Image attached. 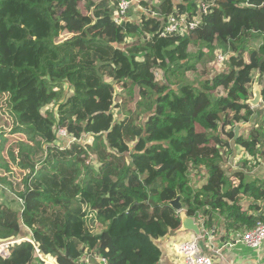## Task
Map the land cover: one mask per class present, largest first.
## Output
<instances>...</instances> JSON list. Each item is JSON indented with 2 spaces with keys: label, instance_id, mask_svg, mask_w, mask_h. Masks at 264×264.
Here are the masks:
<instances>
[{
  "label": "trees",
  "instance_id": "16d2710c",
  "mask_svg": "<svg viewBox=\"0 0 264 264\" xmlns=\"http://www.w3.org/2000/svg\"><path fill=\"white\" fill-rule=\"evenodd\" d=\"M135 1L139 16L116 24L117 0H0V137L49 146L38 168L30 148L9 154L22 175L11 196L20 208L0 187V243L25 234L35 246L12 245L0 264H47L36 249L54 264H86L85 254L109 264H166L157 242L180 227L166 204L178 194L206 231L214 215L225 236L264 222V179L247 180V160L233 180L222 167L233 145L264 158L258 119L245 135L231 134L264 109V61L261 109L246 104L264 59V0ZM169 15L197 17L198 25L164 32ZM216 56H227L226 69L189 80L196 62L205 69ZM129 89L137 90L134 103ZM60 130L72 138L61 151ZM84 137L91 144L83 146ZM191 171L206 178L201 188L189 186Z\"/></svg>",
  "mask_w": 264,
  "mask_h": 264
},
{
  "label": "rangeland",
  "instance_id": "374dc122",
  "mask_svg": "<svg viewBox=\"0 0 264 264\" xmlns=\"http://www.w3.org/2000/svg\"><path fill=\"white\" fill-rule=\"evenodd\" d=\"M81 9H82V12L83 14H87V10L84 6V3L81 2ZM139 13H141V10H140V6L138 5V3L134 0L132 1V5H131V8L129 9V11L127 12V16L126 18H128V14L131 15V18L133 19H136L138 16H139ZM67 38L66 35H62L59 39L60 41L59 42H62L63 40H65ZM257 42V41H256ZM259 42V41H258ZM257 42V44L255 46L257 47H262L264 46V44L261 46V43L259 44ZM197 51V47H194V46H190V49H189V52L190 53H195ZM204 52L207 53V50L204 49L203 50ZM204 53V54H206ZM218 56V55H217ZM215 57L212 59V62L208 61L206 64L207 66L205 67V69L203 68L202 66V63L200 65L199 61L195 63V68L197 69V73L196 74H193L192 72L188 71L186 74L189 78V80L193 83H195L196 81H205L206 78L214 75V74H217L221 71H223L224 69H226V57L225 56L223 58V61H222V58L221 57ZM205 70L208 74H202V71ZM164 73L163 72H158L156 74V79L157 80H162L164 78ZM170 76V75H169ZM169 79H171L172 77H169ZM255 76H256V73H255ZM187 78V77H186ZM264 79V77H263ZM116 92H121V89H117ZM128 93V95L130 96V98L132 99L133 103L135 102V100H137L138 98L136 97L137 95V90H127L126 94ZM219 94V93H218ZM125 95V94H123ZM220 95H222V93L220 92ZM115 103L119 104L120 103V95L117 96L116 100H115ZM261 108H256V109H253L254 111H257V110H260ZM113 111L115 112L116 116L118 117H121V114H119V111L117 109H113ZM7 115V113L5 114ZM258 119V128L259 129V133L261 135V139H262V146H261V149L263 150L264 149V111H262V113L260 114V118H257ZM12 122V121H11ZM252 122V120H251ZM251 122L249 125H240V130H239V135L241 133H243V135H245V132L247 131V128L249 126H254L255 123L253 125H251ZM11 126H14V124L12 123ZM15 129V127H14ZM3 130H0V133L2 132ZM9 133L11 132H14L13 129L9 128L7 130ZM196 131H200V129L197 127L196 128ZM234 131V130H233ZM232 136L234 137V132L231 133ZM14 137V139H9L5 142H3L2 140L5 139L4 137H0V187L3 188V189H7L5 190L6 193H8V196L6 197V195L4 196L6 199H7V203H14V206L15 207H18L20 208V202L18 201V199L16 197H11V196H16L12 190H16L17 191H20V188H21V181H22V175L19 173L20 171H18V168L16 167V164H14L11 159H10V156L9 154L11 152H13L14 155L17 154V152L19 151V149L23 148L24 151H26L28 148H30L32 151L36 152V155H35V160H36V168H38L40 166V164L45 160V157H46V151L48 150L49 146L48 145H45L41 148V146H39L37 143L35 142H32L31 140H26V136H25V139H19L15 136H12ZM61 137V136H60ZM58 135H57V140H56V144L58 146V150H63L67 145H69L72 141V138L69 137V136H66V137H61L60 138ZM80 142L82 143L83 146L87 145V144H91L90 143V139L88 137H84L82 140H80ZM231 144L233 145V143L231 142ZM163 145V144H162ZM52 146L54 148H56L53 144ZM165 146V145H163ZM40 147V148H39ZM233 152L231 155L229 153H227V155L224 156V163L222 164L224 170H225V173L227 174V176H229L230 178L233 177L234 173L237 171V170H240L241 168V165H242V162H244V160L246 159V155L244 153V151L239 148L238 146H235L233 145ZM44 149V150H43ZM46 149V151H45ZM67 149V148H65ZM250 158V157H249ZM92 164L94 162H91ZM251 165H247V168L249 170H245V173H247V175L252 178V179H255L256 178H259V179H262V174H264V158H262L261 156H259V158L257 160H252L250 158V162ZM95 165V164H93ZM24 173H27V172H24ZM191 174V177H189L188 175V178H189V186H192V188L194 187H198L199 185L197 184V176L200 175L201 173H197L195 175V177H193L192 173ZM203 177V176H202ZM202 177H200V179L202 180ZM3 182H7L8 184H4ZM1 190V189H0ZM4 192V194H6ZM3 199L0 198V202H2ZM24 232H28V229L27 228H24ZM22 236H25L27 237L25 234H23ZM170 239L168 240L167 239V243L170 244V247L172 248V245L173 243H178V242H181V241H192V240H195L194 238V235L190 232H184V233H171L170 234ZM165 240V239H164ZM164 240H161V242H164ZM198 244H199V247L200 249H204V248H207V245H206V241L204 239H198L197 240ZM165 260L163 259L162 262H164ZM181 264V263H180Z\"/></svg>",
  "mask_w": 264,
  "mask_h": 264
},
{
  "label": "built area",
  "instance_id": "2783aa9c",
  "mask_svg": "<svg viewBox=\"0 0 264 264\" xmlns=\"http://www.w3.org/2000/svg\"><path fill=\"white\" fill-rule=\"evenodd\" d=\"M132 1L133 0H117V9L112 15L113 22H115L116 24H120L122 21L126 20L127 12L131 8ZM177 18L179 20H177ZM167 20V26L163 28L164 32H180V34H183L187 31L193 30L198 25L199 18L196 17L192 21H189L185 18V16L175 17L173 15H169L167 17ZM58 133L59 135H61V137L67 136L64 130H60ZM197 240L198 239L192 241H181L173 245L174 254L177 259H179L181 264H213L210 258L204 256L200 252V247ZM20 241H27L35 246L34 241L31 238L25 236L6 240L0 243V257L7 258L10 254V247ZM263 242L264 222L261 221H258L252 229L241 234V236L237 237L236 240V243L243 244L246 248L249 249H258ZM36 253L41 261L47 264H54L51 259L42 258L39 255L37 249ZM80 258L82 260L84 259L86 264H88L91 259H94L98 264H109L105 258H102L101 256L97 255L90 256L89 254H85L80 256Z\"/></svg>",
  "mask_w": 264,
  "mask_h": 264
},
{
  "label": "crops",
  "instance_id": "0c3cea01",
  "mask_svg": "<svg viewBox=\"0 0 264 264\" xmlns=\"http://www.w3.org/2000/svg\"><path fill=\"white\" fill-rule=\"evenodd\" d=\"M245 160L250 162L249 157H246ZM245 170H249V169H245ZM190 173H192L193 174L192 176L195 177V175L199 173V171L197 172L191 171ZM201 173L205 174L203 170L201 171ZM245 174H246L247 180L249 181L259 179L256 177L255 179H252L247 175V173ZM262 176H263L262 179H264V174H262ZM189 177H191V174H189ZM200 177L201 175L197 176V182H198L197 184L199 186L194 187V189H199L205 184L206 178L203 176L204 178L202 177V180H201ZM226 177H229V176H226ZM229 179L233 180V178H229ZM240 203L244 209H247L249 207L250 200L243 198L241 199ZM228 204H231V203L228 202ZM256 205H259V203H256ZM259 212H261L264 217V202L262 203L261 210ZM256 214H258V212ZM213 222H214V225L208 231L204 230L202 222H200L201 223L200 226L202 228V238L201 239H204L207 245V248L200 249V252L204 256L210 258L213 264H264V242L258 249L246 248L243 244L236 243L237 237L243 234L241 231H235L233 233H230L229 236H225L222 217L218 215H214ZM170 238L171 237L169 234L168 236L162 239V240L165 239L164 242H161V240L157 242V245L160 247L161 252H162L161 261L164 259L165 260L164 263L166 264H180L179 259H177L173 251V245L176 243L175 242L173 243L172 248L170 247V244L167 243V239L169 240Z\"/></svg>",
  "mask_w": 264,
  "mask_h": 264
},
{
  "label": "water",
  "instance_id": "95a60500",
  "mask_svg": "<svg viewBox=\"0 0 264 264\" xmlns=\"http://www.w3.org/2000/svg\"><path fill=\"white\" fill-rule=\"evenodd\" d=\"M264 59H261L259 62V66L256 70V76L252 83L251 88V95L252 97L246 101V104L253 110L258 108L262 103V93L261 88L259 85V81L261 78V65L263 63ZM264 109H261L259 111V114L262 113ZM258 118V114L254 115L252 118L251 125H253ZM239 130L240 127L236 126L234 128V140H236L239 136ZM168 206H170L175 212H178L179 218H180V227L174 231L175 233H184V232H190L192 233L196 239L202 238V228L200 226V222L196 220L195 217H190L186 214V212L182 209L181 204V195H177L175 199L169 201L166 203Z\"/></svg>",
  "mask_w": 264,
  "mask_h": 264
}]
</instances>
